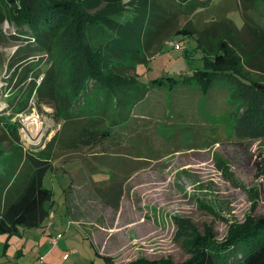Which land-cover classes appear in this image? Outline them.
<instances>
[{"label": "rangeland", "instance_id": "obj_1", "mask_svg": "<svg viewBox=\"0 0 264 264\" xmlns=\"http://www.w3.org/2000/svg\"><path fill=\"white\" fill-rule=\"evenodd\" d=\"M158 4L167 8L169 17L145 52L144 63L137 65L138 79L146 84L152 78L180 79L210 70L205 60L219 52L222 39L229 40L220 21L243 28L237 0H211L191 13L176 0ZM248 14L264 26L263 3ZM192 26L208 29L202 44L211 51L198 41L197 32L180 33ZM23 30L27 28L17 26L0 3V148L11 150L18 144L36 153L60 128V115L74 98L81 60L67 62L55 103L38 102L33 92L25 109L17 111L33 75L28 63L41 59L40 66H48L46 54L31 51L24 58L29 52L22 48L29 43L19 34ZM244 33L236 34L244 38ZM75 34L71 25L62 28L54 57L74 46ZM169 40L183 48L175 49ZM230 49V60L214 68L231 67L247 82L264 84V73L247 67L236 48ZM126 71L135 74L132 67ZM254 89L226 77L206 93L195 84L156 86L128 120L118 121L120 142L110 141L107 151L104 141L103 147L55 148L52 168L43 177V186L52 191L51 215L40 226L0 233V262L105 264L96 251L109 256L111 264L162 258L183 262L190 257L193 233L210 228L223 239L234 226L264 216V127L257 117L252 127L238 118L250 95L264 104V94ZM72 214L84 221H69ZM57 233L62 237L50 245L49 238ZM70 248L76 251L68 253Z\"/></svg>", "mask_w": 264, "mask_h": 264}, {"label": "trees", "instance_id": "obj_2", "mask_svg": "<svg viewBox=\"0 0 264 264\" xmlns=\"http://www.w3.org/2000/svg\"><path fill=\"white\" fill-rule=\"evenodd\" d=\"M160 1L0 0L15 24L27 28L23 33L19 32L29 43L22 48V51L29 52L24 58L27 59L34 51L46 54L48 59V66L44 69L40 66L41 59L28 63L33 75L24 96L15 106L17 111L25 109L33 92L38 102L55 103L58 79L67 62L70 65L81 60V71L73 88L74 98L60 115V128L45 145L36 153L21 149L18 144L11 150L0 148V233L13 234L19 227L40 226L49 216L52 191L43 186V177L52 168L55 148L101 146L103 141L109 143L120 130H116L118 121L128 120L151 88H172L178 83L195 84L206 93L215 81L226 77L228 82L234 78L264 94V84L247 82L231 67L224 70L214 68L230 60V46H234L247 67L264 73V26L248 14L258 4H264V0H237L244 18L242 29H237L229 20L220 21L227 27L225 35L229 40L222 39L218 45L219 52L212 60H205L207 65H211L210 70H196L180 79L164 76L152 78L147 84L139 81L137 65L144 63L145 52L153 37L156 38L169 17L167 8L159 6ZM176 1L184 5L186 13H191L198 7L207 6L211 0ZM68 25L76 33L75 44L59 58L54 57L57 37ZM243 30L244 38L237 35ZM195 32L201 44L209 33L207 28L197 31L193 26L180 30L183 34ZM131 67L134 75L126 71ZM38 77L40 81L36 84ZM262 115L264 104L258 105L250 95L238 118L252 127L257 117V123L264 127ZM190 241V257L183 262L162 258L139 259L126 264H264V216L234 226L223 239H217L212 229L205 228L202 234L193 233ZM96 253L104 257L105 264H111L109 256Z\"/></svg>", "mask_w": 264, "mask_h": 264}, {"label": "crops", "instance_id": "obj_3", "mask_svg": "<svg viewBox=\"0 0 264 264\" xmlns=\"http://www.w3.org/2000/svg\"><path fill=\"white\" fill-rule=\"evenodd\" d=\"M155 39H154V37H153V41L151 42L152 44H155ZM111 140L113 141L114 140V142L116 141V143L118 144L119 142H120V139H118V137H117V134H115V135H113L112 136V138H111ZM111 141V142H112ZM118 141V142H117ZM110 143V142H109ZM109 143H107L106 145H107V147L106 148H104L103 147V151H107L109 148H108V145H109ZM116 143H115V146H118V145H116ZM114 145V144H113ZM82 147H88L89 145H81ZM81 146H78V147H75V148H67V150H69V151H74V150H78L79 149V147H81ZM91 146V145H90ZM98 146H100V145H98ZM109 146H112V145H109ZM61 150H65V149H61ZM68 200H69V203H71V200H70V196L68 197ZM51 215V213L49 214V216ZM73 219V220H72ZM72 219L71 220H69V221H75V222H77V223H80V222H82V221H84V220H82V219H79L78 217H76V216H74L73 214H72ZM44 222V221H43ZM43 222L41 223V225L43 224ZM57 234H60V233H57ZM51 236H53V235H51ZM61 237H62V234H61ZM60 237V238H61ZM98 253H100V252H98ZM3 264V263H2Z\"/></svg>", "mask_w": 264, "mask_h": 264}, {"label": "built area", "instance_id": "obj_4", "mask_svg": "<svg viewBox=\"0 0 264 264\" xmlns=\"http://www.w3.org/2000/svg\"><path fill=\"white\" fill-rule=\"evenodd\" d=\"M168 45L174 47L175 49H182L183 46H181L178 42H175L173 40H169L168 42ZM61 237V234H57L56 236H52L49 238L48 242L50 245H56L59 241ZM76 249L75 248H70L68 253H72V252H75ZM64 257H67V254L64 255Z\"/></svg>", "mask_w": 264, "mask_h": 264}]
</instances>
